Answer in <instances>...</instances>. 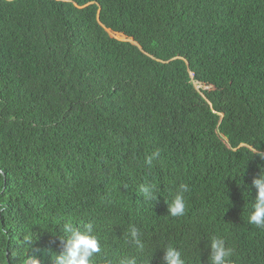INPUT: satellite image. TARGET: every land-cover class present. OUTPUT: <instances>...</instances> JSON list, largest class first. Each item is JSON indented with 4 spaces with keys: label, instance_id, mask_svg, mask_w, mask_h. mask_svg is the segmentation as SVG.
I'll return each mask as SVG.
<instances>
[{
    "label": "trees",
    "instance_id": "obj_1",
    "mask_svg": "<svg viewBox=\"0 0 264 264\" xmlns=\"http://www.w3.org/2000/svg\"><path fill=\"white\" fill-rule=\"evenodd\" d=\"M253 147L264 0H0V264H54L63 220L94 225V264H161L168 245L210 264L211 236L230 264H264Z\"/></svg>",
    "mask_w": 264,
    "mask_h": 264
},
{
    "label": "clouds",
    "instance_id": "obj_2",
    "mask_svg": "<svg viewBox=\"0 0 264 264\" xmlns=\"http://www.w3.org/2000/svg\"><path fill=\"white\" fill-rule=\"evenodd\" d=\"M251 157H259L264 160V149L253 147ZM159 156V152H152L145 157V164L151 166L153 160ZM260 171L252 179V187L256 189V196L251 204V210L248 215V223L264 228V165H258ZM155 185L144 183L139 186V191L145 199L155 201L158 198L155 192ZM189 191L187 184H181L170 202L167 204V213L172 217L183 216L186 211L184 193ZM60 232L57 237L60 244L58 254L51 256L54 264H94L93 258L100 253L101 246L96 235H94V225L85 223L82 226L74 225L71 220H63L58 223ZM128 235L138 246L143 247L139 239V230L134 226L128 229ZM30 239L25 238V243L31 244ZM207 247L209 249L208 259L210 264H230L229 257L233 255V248L226 246L223 238L211 236ZM31 260V259H30ZM29 260V261H30ZM148 261V264H150ZM33 262H35L33 260ZM28 263V262H27ZM120 264H137L136 257H124ZM161 264H186V259L182 256L180 250L172 245L163 249Z\"/></svg>",
    "mask_w": 264,
    "mask_h": 264
},
{
    "label": "water",
    "instance_id": "obj_3",
    "mask_svg": "<svg viewBox=\"0 0 264 264\" xmlns=\"http://www.w3.org/2000/svg\"><path fill=\"white\" fill-rule=\"evenodd\" d=\"M110 32H111V31H110ZM111 34L113 35L112 32H111ZM124 37H125L124 39H127V36L124 35ZM131 41H132V42H135L133 39H131ZM204 86H205V87H208V84H204ZM30 261H31L32 263H34V264H38V262H33V259H31ZM30 261H28V262H30ZM27 264H28V263H27Z\"/></svg>",
    "mask_w": 264,
    "mask_h": 264
},
{
    "label": "rangeland",
    "instance_id": "obj_4",
    "mask_svg": "<svg viewBox=\"0 0 264 264\" xmlns=\"http://www.w3.org/2000/svg\"><path fill=\"white\" fill-rule=\"evenodd\" d=\"M113 35H115L116 37H118L120 39H124L125 38L124 35L119 34V33H116V34L113 33Z\"/></svg>",
    "mask_w": 264,
    "mask_h": 264
},
{
    "label": "bare ground",
    "instance_id": "obj_5",
    "mask_svg": "<svg viewBox=\"0 0 264 264\" xmlns=\"http://www.w3.org/2000/svg\"><path fill=\"white\" fill-rule=\"evenodd\" d=\"M28 264H34V263H32V262L30 261V262H28Z\"/></svg>",
    "mask_w": 264,
    "mask_h": 264
}]
</instances>
